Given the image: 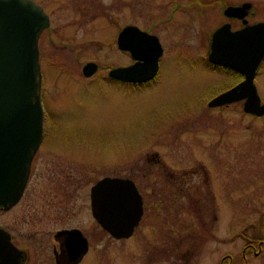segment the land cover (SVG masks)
<instances>
[{
    "label": "rangeland",
    "instance_id": "obj_1",
    "mask_svg": "<svg viewBox=\"0 0 264 264\" xmlns=\"http://www.w3.org/2000/svg\"><path fill=\"white\" fill-rule=\"evenodd\" d=\"M41 1L51 8L50 28L38 44L42 100L48 119L54 121L46 125V143L63 149L49 147L45 151L42 147L38 152L24 191L26 196L20 203L39 210L45 207L51 228L67 212L64 223L81 225L96 242V264H165L168 257L160 255L162 242L164 247L172 243L185 252L179 253L182 264H213L220 252L236 254L242 243L238 229L243 223L257 225L264 213V119L242 114L237 103L224 110L226 113L208 111L203 73L187 65L180 69V62L163 61L159 80L148 87L118 86L111 81L110 86L93 85V81L103 80L100 76L110 66L127 61L114 38L130 18L142 19L138 0L130 1V15L128 0H95L99 10L94 15L87 13L84 0ZM106 9L105 13L99 12ZM81 13L87 17L85 22L79 21ZM109 40L110 46L105 45ZM87 59L99 63L97 73L92 72L96 77L90 76V80L79 78L80 66ZM169 67L173 78L167 72L163 75ZM259 84L264 98V74L259 76ZM206 152L214 158L215 166L210 165L205 187L208 193L202 187V194L196 192L193 199L188 192L181 195L176 185L170 184L174 174L185 170L189 183L197 184V179L207 173L204 162L197 161L205 158L202 153ZM210 154L206 155L208 164ZM140 166L147 172H165L158 179L147 177L139 184L154 185V190L143 196L139 226L124 239H115L94 224L91 232L89 180L109 171L140 178ZM159 180L169 184L166 191H162ZM60 197L64 202L52 205ZM174 198L178 199L172 202ZM191 200L195 202L191 209L183 205ZM174 205L181 208L175 211ZM57 206L62 207L58 213L54 209ZM166 206L183 222L171 223L173 218L167 215ZM182 209L194 217L189 235L182 224L191 216ZM10 223L14 228L20 225L14 217ZM38 224L34 233L42 227L44 232L50 230L45 221ZM172 226L175 230L170 231ZM208 229L212 237L207 242L201 232ZM250 261L264 264V248Z\"/></svg>",
    "mask_w": 264,
    "mask_h": 264
},
{
    "label": "flooded vegetation",
    "instance_id": "obj_2",
    "mask_svg": "<svg viewBox=\"0 0 264 264\" xmlns=\"http://www.w3.org/2000/svg\"><path fill=\"white\" fill-rule=\"evenodd\" d=\"M36 1L44 10L47 16V25L42 28L37 36V48L40 43L41 37L43 33H45L51 24V8H46L44 3L41 0ZM47 2V0H45ZM131 0H128L126 3V7H128L127 11L130 15ZM84 7L87 9V13L89 15H94L98 10V4L95 0H84ZM138 9L140 13H142V19L138 21V19L130 18L126 23L122 24L117 30L114 38V43L116 47L122 51H124L127 55V61L123 64L118 65H129L136 61L133 57L130 49L128 48H120L117 44L116 38L118 31L127 24L136 26L139 30L145 32L144 37L148 40V38H152L157 42V55H156V69L155 73L149 78L143 81H131L125 79L113 78L108 75V70H106L105 75H101L100 77L103 80H96L93 85L98 84H107L110 86V81L114 85L128 86V87H148L153 83L159 80L163 61L172 62H180L179 68L181 69L183 65H187L191 70H200L203 75V84L207 87V101L209 98L219 94L220 92L227 90L245 77V71L242 68H239L238 63H241L243 60L249 61L248 58L243 59L241 56L240 48L237 45V36L236 34L242 30L243 28H248L256 25L258 23L264 22V1L260 0H138ZM105 8V7H103ZM86 9L84 10L86 12ZM108 11L100 10L99 12L105 13ZM81 17L79 21L85 22L87 20L86 15L81 13ZM105 17V16H104ZM107 18H110V15H107ZM151 35V36H150ZM186 35L190 36V40H187ZM215 35V36H214ZM214 36V39H213ZM193 37V40H192ZM110 38V37H109ZM215 40H217L216 43ZM214 41V42H213ZM227 43V44H226ZM105 45L110 46V40L104 43ZM229 45V46H227ZM246 55H250V51L246 52ZM93 61L96 63V69L94 72L98 71L99 63L92 60H85L81 66L87 62ZM80 66V77L84 80H90L92 77H96L95 74L92 73L88 75H84L81 73ZM173 67V66H171ZM171 67L163 70V75H169V78H173ZM93 72V73H94ZM252 72V82L254 84V88L256 93L258 94L259 101L264 102V98L260 95V91H262L261 86L259 84V76L264 74V54L257 62ZM92 76V77H90ZM205 78V79H204ZM221 80V81H218ZM91 84V85H92ZM89 85V84H88ZM41 104L43 108V120H42V136L40 141L35 148L32 157L29 163V170L25 180V183L22 187L21 193L18 198L9 205H0V229L3 230L7 235L11 242V244L16 248L18 256L16 260V264H96L97 255L96 250L94 249L97 245L96 242L92 239V236L89 235L88 231L81 225L77 224H65L64 223V214L62 217H59L57 221V226L51 228V224L49 219L46 217V209L43 207L41 210L32 208L30 204L20 203L25 198V189L30 179V172L32 169V164L34 162L35 156L38 155V152L42 149V147H46L45 151L49 150V147L55 149L56 147L49 145L46 143L48 141L46 132H47V124L52 121L50 117L48 119L47 111L45 105L42 100V92L40 90ZM44 99V98H43ZM243 97L231 100L225 103H221L218 105H208L206 101L205 108L210 111L211 109H219V110H227V108L231 107L233 104L237 103L239 106V110L244 115L254 116L256 118L264 119L263 114H254L249 111H245L242 109ZM204 107V106H203ZM238 108V107H237ZM197 109V108H196ZM221 111V112H222ZM226 113V111H224ZM47 125V126H46ZM246 136L249 133H245ZM63 149V148H56ZM65 151H68L65 149ZM73 153V152H72ZM207 154L210 153H202L203 159L198 158L197 161H202L204 172L206 175L203 178L197 179V184L194 182L192 186L188 174H184L183 172L175 173L174 179L172 178L170 184L172 186L176 185V189L182 192L181 195H185V192L191 194L192 199L196 196L195 193L202 194L201 188L203 187L206 190V183H209L210 177L208 173L210 171V165L214 166V158L210 154V164L207 163ZM157 156V154H156ZM158 158L156 161H158ZM189 159V158H188ZM197 159V158H195ZM220 160L223 161L222 156L220 155ZM206 162V163H205ZM200 163V162H198ZM215 167V166H214ZM140 170L142 171L140 174V178H136L133 175H128L124 173H113L110 174H102L96 178H92L89 180L90 184L87 189V209L88 215L90 217V223L88 227L90 231H93L94 227H100L103 232H106L109 236L113 237L110 233H108L104 228H102L97 221V219L93 216L90 206V187L91 185L103 176H117L121 178H128L132 180L134 183L137 192L141 198V213L138 218L137 223L133 226L131 233L128 236H120L113 237L115 239H124L132 235L134 229L139 226L144 209L143 196L145 193H150L154 190L153 183L147 185L142 184V180L145 178H154L158 179L163 175L161 171H149L147 172L145 168L140 166ZM180 170V169H179ZM155 173V174H154ZM154 174V175H153ZM207 177V178H205ZM162 179V178H161ZM203 179V181H202ZM161 183V180L157 181ZM204 182V184H203ZM162 191H166L169 184L161 183ZM61 190V189H60ZM182 190V191H181ZM161 191V193H162ZM207 192V190H206ZM63 192H60L62 195ZM208 193V192H207ZM206 193V194H207ZM205 194V193H204ZM199 196V195H198ZM201 196V195H200ZM199 196V197H200ZM30 197V196H29ZM202 201L204 200V196L201 197ZM159 199V197H158ZM176 198L172 199V202ZM178 199V198H177ZM176 199V200H177ZM161 200V199H159ZM192 201V200H191ZM63 199L58 198L55 203L59 205L63 203ZM161 202V201H160ZM195 202H191L190 204H183L187 208L191 209ZM65 206V204L63 205ZM162 206V204H161ZM62 208V207H61ZM59 206L54 207L56 212L61 209ZM175 211L180 209L179 205H174L172 207ZM184 210V209H182ZM165 211H168L170 217H172L173 224L177 225L178 221H182L176 213L172 212L170 208L166 206ZM185 211V210H184ZM186 212V211H185ZM193 213V212H192ZM56 214V213H55ZM187 216H191V218L185 219L187 223L183 225V229L186 231V235H189L193 230V218L191 214L187 213ZM194 214V213H193ZM39 218H38V217ZM14 217V222L16 221L19 226L16 225L14 228L10 220ZM215 217V216H214ZM260 221L257 225L254 223H243V225L238 229L237 235L241 237L242 243L237 249L236 254H233L230 251L220 252L215 257V262L213 264H252L251 261L249 263V259L252 256H259L264 248V213H262L259 218ZM45 221L49 227L45 232L38 231L36 232L35 227L39 226L40 221ZM243 221V219H242ZM183 222V221H182ZM174 226L171 227L170 231H172ZM33 229V231H32ZM74 232L76 229V233L79 232L80 235L76 234L75 237L67 236V230ZM182 229V230H183ZM245 229L248 231L245 232ZM175 230V229H173ZM200 229L197 234H200ZM176 231H180L178 226ZM191 235V234H190ZM202 236H206L205 240L208 242L211 236V230L201 232ZM208 235V236H207ZM216 238V237H215ZM214 239V237H213ZM83 242H82V241ZM218 241H221V237H218ZM161 243V253L168 257L165 264H182L179 261H182L179 258L180 254H185L184 251H179L175 244H169L170 246L164 247ZM164 247V249H163ZM210 248V247H209ZM192 251V250H191ZM190 250L188 251V255H190ZM159 255V254H158ZM185 257V256H184ZM202 258V256H201ZM210 258L208 255L207 259Z\"/></svg>",
    "mask_w": 264,
    "mask_h": 264
},
{
    "label": "water",
    "instance_id": "obj_3",
    "mask_svg": "<svg viewBox=\"0 0 264 264\" xmlns=\"http://www.w3.org/2000/svg\"><path fill=\"white\" fill-rule=\"evenodd\" d=\"M47 22L46 13L34 0H0V205H9L20 195L30 159L42 136L37 36ZM144 35L130 24L118 31V46L130 49L136 61L110 67V77L140 82L155 73L157 42ZM236 36L242 58L249 60L238 63L245 77L209 98L207 104L243 97V110L264 115V102L259 101L250 72L264 54V22L248 30L243 28ZM96 66L87 61L81 73L91 74ZM90 206L100 226L113 237L128 236L140 216L141 198L132 180L103 176L90 187ZM76 231L67 230V236L80 235ZM17 256L8 235L0 229V264H16Z\"/></svg>",
    "mask_w": 264,
    "mask_h": 264
}]
</instances>
